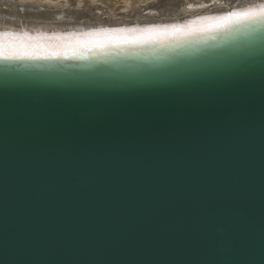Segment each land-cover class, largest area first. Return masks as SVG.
<instances>
[{
	"label": "water",
	"instance_id": "obj_1",
	"mask_svg": "<svg viewBox=\"0 0 264 264\" xmlns=\"http://www.w3.org/2000/svg\"><path fill=\"white\" fill-rule=\"evenodd\" d=\"M0 264H264V22L1 58Z\"/></svg>",
	"mask_w": 264,
	"mask_h": 264
},
{
	"label": "bare ground",
	"instance_id": "obj_2",
	"mask_svg": "<svg viewBox=\"0 0 264 264\" xmlns=\"http://www.w3.org/2000/svg\"><path fill=\"white\" fill-rule=\"evenodd\" d=\"M262 4L264 0H0V59H6V46L37 53L8 59L66 62L171 50L256 27L264 21L216 25L222 23L217 18ZM140 40L144 42H130Z\"/></svg>",
	"mask_w": 264,
	"mask_h": 264
},
{
	"label": "snow or ice",
	"instance_id": "obj_3",
	"mask_svg": "<svg viewBox=\"0 0 264 264\" xmlns=\"http://www.w3.org/2000/svg\"><path fill=\"white\" fill-rule=\"evenodd\" d=\"M222 21V23L217 24L216 27H225L227 25L239 24V23H258L260 21H264V4L260 5L258 8H249L244 10L243 12H233L229 13L228 16L217 18ZM178 27V26H177ZM207 30V29H205ZM191 34V33H188ZM8 35L7 33L5 34ZM130 42H144L140 41H130ZM107 45H98V47H106ZM5 58H20L22 56H35L37 53L30 51H19L16 50L15 47H7L5 50Z\"/></svg>",
	"mask_w": 264,
	"mask_h": 264
},
{
	"label": "rangeland",
	"instance_id": "obj_4",
	"mask_svg": "<svg viewBox=\"0 0 264 264\" xmlns=\"http://www.w3.org/2000/svg\"><path fill=\"white\" fill-rule=\"evenodd\" d=\"M122 2V1H121ZM119 5V4H118Z\"/></svg>",
	"mask_w": 264,
	"mask_h": 264
}]
</instances>
